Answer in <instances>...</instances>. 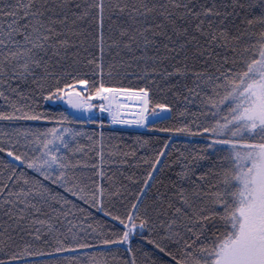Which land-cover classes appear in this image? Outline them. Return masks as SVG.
<instances>
[{"label": "snow or ice", "instance_id": "6c2138e0", "mask_svg": "<svg viewBox=\"0 0 264 264\" xmlns=\"http://www.w3.org/2000/svg\"><path fill=\"white\" fill-rule=\"evenodd\" d=\"M0 264H264V0H0Z\"/></svg>", "mask_w": 264, "mask_h": 264}, {"label": "trees", "instance_id": "16d2710c", "mask_svg": "<svg viewBox=\"0 0 264 264\" xmlns=\"http://www.w3.org/2000/svg\"><path fill=\"white\" fill-rule=\"evenodd\" d=\"M139 133H140V134H151V130H149V129H145V130H143V131H139ZM131 134H132V135H135V134H136V130L133 129V131H132Z\"/></svg>", "mask_w": 264, "mask_h": 264}, {"label": "rangeland", "instance_id": "374dc122", "mask_svg": "<svg viewBox=\"0 0 264 264\" xmlns=\"http://www.w3.org/2000/svg\"><path fill=\"white\" fill-rule=\"evenodd\" d=\"M113 127H115V128H125V127H129V128L135 129V126L114 125ZM140 129H143V128H140Z\"/></svg>", "mask_w": 264, "mask_h": 264}, {"label": "bare ground", "instance_id": "6f19581e", "mask_svg": "<svg viewBox=\"0 0 264 264\" xmlns=\"http://www.w3.org/2000/svg\"><path fill=\"white\" fill-rule=\"evenodd\" d=\"M126 112L129 115V117L131 118V116H132L131 111L126 109ZM104 116H105V118H107V113H104Z\"/></svg>", "mask_w": 264, "mask_h": 264}]
</instances>
